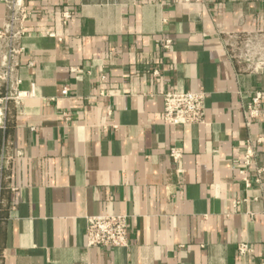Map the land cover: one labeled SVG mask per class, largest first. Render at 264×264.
I'll return each instance as SVG.
<instances>
[{"label":"crops","instance_id":"obj_1","mask_svg":"<svg viewBox=\"0 0 264 264\" xmlns=\"http://www.w3.org/2000/svg\"><path fill=\"white\" fill-rule=\"evenodd\" d=\"M22 2L0 264H264V45L237 51L264 38V0ZM6 15L0 0V32ZM200 91L205 125L163 123L164 93ZM105 214L127 217L126 248L86 247Z\"/></svg>","mask_w":264,"mask_h":264},{"label":"built area","instance_id":"obj_2","mask_svg":"<svg viewBox=\"0 0 264 264\" xmlns=\"http://www.w3.org/2000/svg\"><path fill=\"white\" fill-rule=\"evenodd\" d=\"M7 9L3 29L0 32V41L5 45V53L0 66V81L7 85L6 92L0 94V133L5 131L9 105L14 103L17 105L25 94L17 90L19 81L14 78V75L19 67V60L24 52L20 41L24 36L23 26L26 20V8L22 0H1ZM64 19H69V14L64 13ZM47 36L53 38V33H47ZM263 35L244 34L238 39L240 59L246 58L251 60V51L257 45H264ZM170 41L161 43L162 50H169ZM234 58L239 60V57L233 54ZM66 94V90L62 92ZM163 100V117L162 121L165 125L171 127H186V126H201L205 125L206 113V95L200 91L197 93L191 92H175L164 93ZM252 103L259 105L260 95L257 94ZM264 112V105H261ZM170 158L176 162L180 158V153L175 150H170ZM252 155L248 152L243 158V165L250 166ZM249 187L248 184H246ZM126 216L122 215H96L86 218L85 239L87 248L101 249H118L126 248L129 242V227ZM240 255L249 253L246 245H240L237 248Z\"/></svg>","mask_w":264,"mask_h":264}]
</instances>
